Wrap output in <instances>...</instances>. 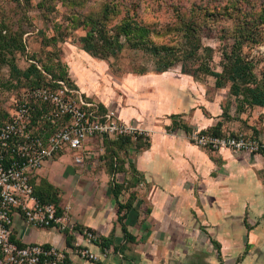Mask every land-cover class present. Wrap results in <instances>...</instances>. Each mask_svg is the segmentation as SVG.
<instances>
[{
  "label": "crops",
  "instance_id": "1",
  "mask_svg": "<svg viewBox=\"0 0 264 264\" xmlns=\"http://www.w3.org/2000/svg\"><path fill=\"white\" fill-rule=\"evenodd\" d=\"M192 82L199 91V82ZM160 87L161 106L104 108L149 136L130 158V169L116 175L108 168L80 169L63 156L36 176L38 187L46 181L59 190L60 206L80 227L101 237L99 245L79 237L73 242L95 254L111 251L100 262L72 256V264H264V157L194 145L197 131L246 130L227 106L178 102L183 79ZM114 180L122 186L118 200ZM120 203L131 209L121 211ZM14 228L24 244L67 245L56 228L27 226L21 218Z\"/></svg>",
  "mask_w": 264,
  "mask_h": 264
},
{
  "label": "rangeland",
  "instance_id": "2",
  "mask_svg": "<svg viewBox=\"0 0 264 264\" xmlns=\"http://www.w3.org/2000/svg\"><path fill=\"white\" fill-rule=\"evenodd\" d=\"M0 22L25 47L9 57L20 70L37 66L64 78L102 110L161 106L162 82L183 79V106H227L246 130L234 135L264 138V107H249L230 93L241 64L264 79V0H0ZM92 30L91 48L100 54L108 48V56L85 48ZM12 74L0 57V127L24 89L45 82L36 71L29 80ZM108 141L115 140L91 142L92 158L79 168L107 169ZM140 151L131 146L125 169ZM64 156L76 164L71 153Z\"/></svg>",
  "mask_w": 264,
  "mask_h": 264
},
{
  "label": "built area",
  "instance_id": "3",
  "mask_svg": "<svg viewBox=\"0 0 264 264\" xmlns=\"http://www.w3.org/2000/svg\"><path fill=\"white\" fill-rule=\"evenodd\" d=\"M52 83L24 89L21 100L0 127V264H72V256L92 262L109 258L110 249L102 248L101 254H94L77 242L64 248L21 243L15 235V219L21 218L27 226L56 228L66 238L69 235L100 244V236L81 228L68 208L60 212L55 205L43 203L35 194L32 180L45 165L67 153L77 165H83L91 155L87 145L94 140L131 138L137 148L140 139L147 142L149 137L138 126L122 121L114 111H103L68 82ZM37 109L44 124L38 121L34 126ZM191 140L210 152L229 150L264 157V138L259 136L199 131L192 134Z\"/></svg>",
  "mask_w": 264,
  "mask_h": 264
},
{
  "label": "trees",
  "instance_id": "4",
  "mask_svg": "<svg viewBox=\"0 0 264 264\" xmlns=\"http://www.w3.org/2000/svg\"><path fill=\"white\" fill-rule=\"evenodd\" d=\"M124 27V26H123ZM101 36L104 35V30L100 31ZM94 30L89 32L87 34V37L83 39L85 42V48L89 50V52L94 55L98 56L100 52L96 49H92L93 45L90 44L92 40H94ZM117 45H119V42L117 41ZM25 47L23 46L22 42L17 40L15 35H12L9 31V27L6 23L0 22V57L9 65L11 66L12 69V75L14 74H19L20 78L24 79H31L34 77V72L36 71L37 73L40 74V76L43 77L44 83L33 86V87H28V88H36V87H41V86H50L54 85L52 82L53 81H58V80H63L68 82V80L64 78H57L56 76H53L50 73H47L40 69L37 66H32L26 71L20 70L15 64L14 61L9 59V57H14L15 53L20 51H24ZM105 51H108V48H104L103 52L100 55H105ZM115 53V52H114ZM13 59V58H12ZM44 72L52 77V80H49V78L44 74ZM206 74H209L208 70L205 71ZM69 83V82H68ZM70 84V83H69ZM71 85V84H70ZM72 86V85H71ZM73 87V86H72ZM27 89V88H26ZM232 95L239 97L243 96V101L244 104H246L249 107H264V79L259 80L257 75L253 72L252 67L250 64L245 63L241 64V66L238 69V75L232 78V86H231V92ZM44 107V105H43ZM46 107V106H45ZM44 107V108H45ZM48 109V108H47ZM104 111V110H103ZM42 116V113L40 112L39 109L35 112V119L33 125L36 126L37 121L40 119ZM6 121L9 119V113H6ZM5 121V122H6ZM3 125V123H2ZM1 125V126H2ZM49 125V124H48ZM49 130L52 131V127L49 125ZM210 132V131H209ZM214 134H221L220 131L214 130ZM143 139H140L136 147L141 150L142 147L145 145ZM133 145L131 138H119L118 140L115 141H108L106 142V147H107V153H108V170L111 175H116L119 171L122 169H125V167L128 164V158H129V150L131 146ZM122 153L125 155V161H122ZM131 167V165H130ZM32 184L35 188V194L37 197L43 202V203H48V204H53L58 208V205H60V197H59V190L56 189L54 186L49 184L46 181H42L41 186L36 185V177L33 178ZM112 188H113V194L114 197L118 200L119 196L122 192V186L119 185L115 180L112 183ZM120 208L121 211L123 210H130L131 209V204L127 203L125 205L120 203ZM60 212H62L61 208H58ZM120 219H123L120 217ZM125 234L128 237V239L131 238L129 236L127 230L124 228ZM74 241L73 236H67V245L69 247L72 246V243Z\"/></svg>",
  "mask_w": 264,
  "mask_h": 264
}]
</instances>
